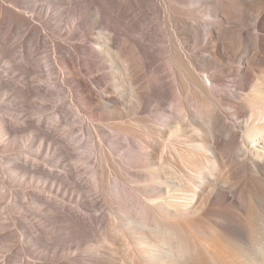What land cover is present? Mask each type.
<instances>
[{
  "label": "bare ground",
  "instance_id": "obj_1",
  "mask_svg": "<svg viewBox=\"0 0 264 264\" xmlns=\"http://www.w3.org/2000/svg\"><path fill=\"white\" fill-rule=\"evenodd\" d=\"M155 22L165 30V50L155 48ZM104 25L129 44L132 57L121 56L123 62L150 69L151 79L144 96L128 81L135 126L108 125L131 145L124 156L134 168L136 213L120 215L107 201L124 225L104 205L107 173L88 164L94 200L110 217L102 239L120 237L132 264H151L155 255L169 257L167 264H238L237 257L264 264V0H0L2 215L21 249L20 259L5 254L0 264H103L92 256L96 247L86 249L83 240L97 217L75 179L80 167L70 164V148L31 118V103L52 102L54 126L63 124L58 101L36 85L40 78L32 64L42 53L47 83L65 92L80 123L95 120L92 108L104 112L88 135L99 144L109 172L122 178L111 162L121 147L103 127L122 112L107 97L84 98L88 85L67 76L74 67L64 59L81 56L76 42L88 40L94 30L103 33ZM95 49L91 52L103 62L108 53ZM161 55L165 64L158 66ZM169 76L178 95L174 116L152 124L143 114L161 108ZM21 140L28 145L20 146ZM44 195L65 206H54ZM48 229L51 235L44 237ZM59 232H65L64 242Z\"/></svg>",
  "mask_w": 264,
  "mask_h": 264
},
{
  "label": "rangeland",
  "instance_id": "obj_2",
  "mask_svg": "<svg viewBox=\"0 0 264 264\" xmlns=\"http://www.w3.org/2000/svg\"><path fill=\"white\" fill-rule=\"evenodd\" d=\"M103 29V33H98L96 30H94V33H91L88 40L85 39L83 42H76V46L79 47L80 51L82 52L80 54L81 56H77V58L65 56L66 58L64 57V59L65 61L72 63L71 65L72 67H74V70L71 73L67 74V76H69L71 80L79 79L88 85V92L82 95L84 98L101 100L102 97H107V99H109L111 103L118 104L120 109L119 111L122 112V115L118 120L107 121L103 125V127L107 130L109 137L116 138L114 141L119 143V146L121 147V150L119 149L112 154L113 158L111 162L114 163L112 164L113 167H115L116 171H118V173L122 175V178H120L119 176H117V178L116 174L109 172V170H111V167H109L106 162L102 163L101 154L98 150L99 144L94 141L93 137H90V135H88V133H90V129L98 123L99 116H103L104 112L92 108L91 111L96 117L95 120L86 121V119H84V117L82 116V119H84V123H80V118L77 116L75 109L71 105L67 95L65 96V92L54 84L47 83L46 80L47 76L49 75V71L44 64L42 53L38 54L36 61L32 64V68L34 69L35 74L40 78V81L36 83V85H38L40 91L51 95V97L53 98L51 101H58L57 103L61 106V115L64 120L62 122L63 124L56 128L54 126L56 118L53 115L52 110L53 103H44L42 101L38 102L35 99L31 103L35 108L34 113L31 114V118L36 122V124L41 125L44 130L50 129L51 131H48L52 135L54 134L53 137L62 140L63 144L67 145L70 148L69 152L73 155L70 157V164L75 168L80 167L79 169H77L75 179L82 187L83 192L86 193L85 195L87 197V201L93 205V212L97 217L94 221L95 223H92V228L89 229V235L83 239L85 248L89 249L96 247L97 250L94 251L92 256L95 255L93 256L94 258L100 257V259L98 258V260H100V262L103 264H132L128 263L124 256V253H126L124 244H126V242L122 243V239H120V237H118V239L114 237V241H112V239H106V237H104V239H106V241H108V243L112 245V247H108V243H105L104 239H102L103 235H106L105 232H107V223L108 221H110V217L108 211H105V209L102 208L100 204H97L96 200H94L97 194L95 193L93 187V178L91 176L93 175V173L91 171V168H88V164L90 161L92 162L93 166H100L99 168L107 173L105 185V191L107 189L106 196L114 199L115 202L123 208L122 212L117 208L118 205H116L114 201H110L108 197L106 198L104 205H106L108 209H112V211H114V215H116V221H120V223H122L120 215L135 214L136 203L131 194V189L135 193L136 183L130 180V172L133 171L134 168L130 165L128 159L125 158L127 149H129L131 145H129V142L125 140L123 134L113 131L111 128H109L108 125L111 124L112 126L113 124L121 123L129 126H135L134 119L137 117V114L135 111V103H133L128 81L134 80L136 82V84L134 83V87L137 88L139 94L144 96L146 95L145 84L149 82V80L151 79V75L150 69H145L146 71H139L134 61L124 63L121 59V56H128V58L132 57V51L129 47V44L125 42L124 37L120 34L108 31L107 26L104 25ZM151 29L152 35L157 40L155 48L165 50V41H167L168 43V39L165 35V30L162 23L155 22V25H152ZM109 35L112 37V41H109ZM95 45H98V47H102V49H104V51L108 53V55H104L103 53V62L95 55V53L91 52L93 47H95V50L98 51V47H96ZM108 49L111 51V53L110 51H108ZM14 55L18 57V54L16 52H14ZM161 57V60L157 63L158 66L161 64H165L164 55H161ZM166 70L167 71L165 72L162 71L163 76L167 73L169 74L168 69ZM166 80L168 84L169 95L166 98L161 99V103L163 102L161 108L159 110L153 108L151 109L152 111L149 110L147 113L143 114V116L148 118L149 121L152 122V124L160 123L164 119L166 120L170 117H173L175 113L173 107L177 103L178 95L175 91V86L173 84L172 78L169 76L164 79V82ZM204 80L206 84H209L206 79ZM224 97L227 96L224 95ZM81 125L83 127L82 133H84L83 139L80 138L82 137V135H80L79 133ZM86 125H88V127H86ZM189 135L187 134V136ZM223 138L227 137L224 135ZM166 141L167 140H165V142ZM17 142H19V145L22 147L28 145V142L26 140ZM9 157L23 164L26 163V159L23 156L13 155ZM80 157L87 158V160L78 164L77 159ZM167 157H169V155ZM32 164L33 163L31 162L30 165ZM38 165H40L39 167H41V164ZM41 168L44 169V167ZM173 169H175L174 166ZM3 193L4 191L0 188V256L8 254L14 261L21 258V249L19 247L20 239L16 232H14V228L5 225L6 221L3 220L2 213L4 212L6 201L2 196ZM117 193L119 197H116ZM172 193L175 194V192ZM183 194L185 195V193L175 194L174 197L182 196ZM17 195L19 200L23 202V194L18 192ZM39 195L43 196L42 194ZM44 198H46V200L48 202H51L54 206H65L61 202H57L54 199L47 198V196L45 195ZM107 201L112 203V205L114 204L115 208L120 211V213L115 210V208L112 207L111 204ZM74 208V206L68 207V209L72 212H75ZM118 213L120 215H118ZM122 224L124 225V223ZM49 233L50 229L44 232V237H49L51 235ZM57 237L61 242H64L65 238H67L65 232H59ZM120 243H122V245H120ZM129 245L132 246L131 243ZM122 247H124V249H122ZM153 252L155 253V249H153ZM157 253H163V251H157ZM152 258L153 260H150L151 264H167L170 261L169 257H165V255H155ZM236 260L238 264H246L244 263V260H240L239 257H237ZM85 264L92 263L86 262Z\"/></svg>",
  "mask_w": 264,
  "mask_h": 264
}]
</instances>
